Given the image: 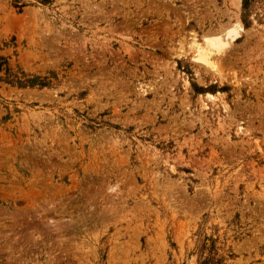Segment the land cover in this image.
I'll use <instances>...</instances> for the list:
<instances>
[{"label": "rangeland", "instance_id": "1", "mask_svg": "<svg viewBox=\"0 0 264 264\" xmlns=\"http://www.w3.org/2000/svg\"><path fill=\"white\" fill-rule=\"evenodd\" d=\"M0 264H264V0H0Z\"/></svg>", "mask_w": 264, "mask_h": 264}, {"label": "bare ground", "instance_id": "2", "mask_svg": "<svg viewBox=\"0 0 264 264\" xmlns=\"http://www.w3.org/2000/svg\"><path fill=\"white\" fill-rule=\"evenodd\" d=\"M237 29H239V28H237ZM232 30L233 31H231V29H230V30H228L229 32L221 33L222 31H224V30H222L219 33L224 34L225 37H227V41H228V39H229L228 37L232 36L230 34V32H232V33L235 32V30L233 28H232ZM218 34H217V36L219 37L220 35H218ZM225 37H223V38H225ZM201 39L203 40V38H201ZM221 40H222V38H221ZM189 44H190V48H191L193 54H195V56L193 57L195 62L201 64L207 70L209 69V70L215 71L217 69L216 68L217 67V61L219 60V58H221L223 56V55L222 56L220 55L221 54L220 52H222L221 50H223L225 48V47H223V49H222L223 45L221 42L219 43V40H208V39L206 40L205 39L203 42H201V41H198L196 35L193 34L192 37H190Z\"/></svg>", "mask_w": 264, "mask_h": 264}]
</instances>
